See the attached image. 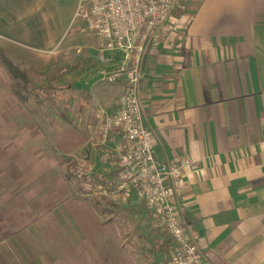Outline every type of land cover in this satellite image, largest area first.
Masks as SVG:
<instances>
[{
    "label": "crops",
    "instance_id": "obj_1",
    "mask_svg": "<svg viewBox=\"0 0 264 264\" xmlns=\"http://www.w3.org/2000/svg\"><path fill=\"white\" fill-rule=\"evenodd\" d=\"M173 16L143 68L155 156L196 164L178 200L210 264H264V0H178ZM62 29L50 0H0V264H162L173 242L142 203L95 206L69 176L81 156L107 168L88 138L117 108L124 78L98 79L123 55Z\"/></svg>",
    "mask_w": 264,
    "mask_h": 264
},
{
    "label": "built area",
    "instance_id": "obj_2",
    "mask_svg": "<svg viewBox=\"0 0 264 264\" xmlns=\"http://www.w3.org/2000/svg\"><path fill=\"white\" fill-rule=\"evenodd\" d=\"M178 0H78L66 32L96 40L97 56L118 51L122 64L101 72L99 82L124 78L116 110H97L95 133L88 138L107 165L96 168L86 156L77 157L68 173L81 195L124 206L131 200L144 205L171 237L173 248L162 264H210L192 239L181 216L178 200L183 173L196 168L186 155L171 161L158 160L156 137L145 125L140 92L143 68L175 28L174 9Z\"/></svg>",
    "mask_w": 264,
    "mask_h": 264
},
{
    "label": "rangeland",
    "instance_id": "obj_3",
    "mask_svg": "<svg viewBox=\"0 0 264 264\" xmlns=\"http://www.w3.org/2000/svg\"><path fill=\"white\" fill-rule=\"evenodd\" d=\"M77 1L78 0H50L51 4L54 6L55 8V11H56V14H57V18H58V24L60 26H62L63 29H66L67 28V24L69 23L70 21V17H71V14L73 12V9H75L76 7V4H77ZM62 29V30H63ZM65 36L61 38V41L63 40V44H70V39L73 38L76 42H80L82 41V36L78 35V34H75V33H71V32H65L64 34ZM60 41V42H61ZM124 207L123 208H119L117 211H116V219L119 223H124L126 222V227H134L135 224H136V219L134 218V214L133 213H130V210L126 209L124 211ZM136 216L137 215H140L141 216V213H142V216H145L147 217V215H149L147 213H145V210L143 207H139V210L135 212ZM148 218V217H147ZM147 238H148V235H147ZM152 239V237H149ZM148 240V239H147ZM147 254L146 256L149 254V252L152 251L151 247H152V243L148 242L147 243ZM157 245V244H155ZM150 261H148L149 263Z\"/></svg>",
    "mask_w": 264,
    "mask_h": 264
},
{
    "label": "trees",
    "instance_id": "obj_4",
    "mask_svg": "<svg viewBox=\"0 0 264 264\" xmlns=\"http://www.w3.org/2000/svg\"><path fill=\"white\" fill-rule=\"evenodd\" d=\"M94 200H95V199H94ZM94 200H93V202L95 203V206H96V205H99V204H101V202H103V201H101V200H95V201H94ZM97 208H98V207H97Z\"/></svg>",
    "mask_w": 264,
    "mask_h": 264
}]
</instances>
